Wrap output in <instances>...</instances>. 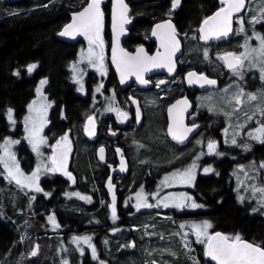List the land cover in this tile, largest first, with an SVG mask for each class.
Segmentation results:
<instances>
[{
  "label": "flooded vegetation",
  "instance_id": "1",
  "mask_svg": "<svg viewBox=\"0 0 264 264\" xmlns=\"http://www.w3.org/2000/svg\"><path fill=\"white\" fill-rule=\"evenodd\" d=\"M100 1L102 7L108 6V8H103L104 19L100 34L103 47L102 49L98 48L95 44L92 47L97 53L102 52L103 67L100 69L97 67L98 71L89 68V66L93 67L94 61H97L95 57L92 64L86 58L82 59V54H86L89 49V41L86 38L78 39L74 43L61 41L73 47V55L70 60L60 66L64 76V85L71 91L73 101L77 102L72 107L73 109L67 110L66 98L61 101L54 97L51 87L54 82L50 76L34 79L38 65L35 64L36 68L31 73L27 69L34 63H27L13 71L15 78L33 81L34 95L39 88L38 94L42 92L46 97V107L37 106L46 116V127L41 128L45 140L43 149L46 151V155L43 158L33 155L32 160L30 159L31 168H41L44 176L40 180L42 190L37 193L36 202L28 201L30 222L35 224L34 222H38V220H41L40 223L46 220L50 223L49 217L54 216L55 222L64 227L59 219L60 213H62L58 211L59 208H48L56 206L59 202L68 204L78 208L77 214L96 215L94 218L96 228L93 227L91 230L88 227L82 228L77 222L70 221L69 226L72 228H61L59 233L66 234L68 231H70L68 235L87 233L95 240L105 234L111 235V240H115V235L124 236V245L130 253L137 252L138 247L143 244L142 230L136 225L148 219L170 218L169 228L174 231L176 244L177 238L193 240L196 235L192 225L204 221L209 222L212 226L208 229L209 235L218 232L207 217L205 205L194 199V193L199 192L196 183L199 178L214 177L218 172L215 167L217 159L222 157V153L227 152L224 145L227 126L226 115L223 111L225 89L228 85L235 83L237 80L235 76H238L240 77L238 80L247 82V90L258 92L260 88L264 89V79H261L255 69L248 72H242L244 67L237 69L238 73H243L242 76L235 75L232 69H227L221 57L225 53L232 52L226 47L228 41L211 44L202 42L198 29L203 20L194 29L195 39H198L202 48L198 55L200 56L202 52L209 53V58L214 64L208 63L203 68L193 65L188 57L191 50L189 51V46L185 41L187 34L184 33L188 31H179L174 22L182 0L175 9H172L171 0L168 4L169 13L166 18L158 22L170 19L175 25L176 35L182 45V53L176 61L174 73L147 75L143 77L147 83H141L135 73H125L126 78L122 83L109 57L111 48L110 4L108 0ZM203 1H211V3H206L203 7ZM225 4L220 0H201L197 4V8L200 14L210 13L211 15L224 8ZM262 10H264V0H245L243 11L235 14L233 18L234 33L243 27L248 36H251V32L256 31H260L264 36V12ZM134 13L135 10L131 9L132 27L137 19ZM252 13H256L255 19L253 18L249 23L248 15ZM70 19L71 14H69L68 22ZM158 22L153 23L144 36L140 37L144 38L143 40L128 43L131 27L123 48L129 53H133L140 46L144 48L147 55L153 56L157 51V43L152 39L151 30ZM191 71H196L214 80L215 87L201 89L193 84L188 85L186 76ZM41 81H46V83L41 85ZM160 81H164V83L161 84ZM255 81H259L260 84L256 85ZM158 84L159 86H157ZM81 86L82 90H79ZM211 92H216L217 95L213 97L210 95ZM262 95L264 96V94ZM179 100H186L189 105L183 123L184 110L181 111V109H184V104H180V107L177 106L173 110V105ZM216 100L218 102H215ZM255 104H259L258 99L255 100ZM170 108L172 109L171 113L169 112ZM120 112L126 113V118L121 117ZM247 113L248 111L242 112L236 117V120L242 121L243 124L247 120L245 118ZM31 115L36 118L40 114L33 111ZM90 116L93 118L92 123H89L88 120ZM171 118L175 122L173 129L177 135H180L184 129H192L187 132L183 141L169 137L168 125ZM259 122L264 123V119H260ZM259 122L257 120L255 123ZM87 131L92 133L91 139H89ZM256 132L257 135H260L258 131ZM64 137H67L66 141L63 139ZM58 141H60V145L57 147V154L65 153L64 167L61 170H51L46 173L47 166H50L51 169L54 167L52 157ZM210 141L216 145L213 152L208 149ZM23 143L26 144V142ZM259 147V145L253 146L250 152L240 155L254 154ZM101 149H103V153H101ZM256 155L259 157L258 159L264 160V154L256 153ZM189 162H194V165H189ZM122 168L123 170H121ZM212 168L213 171H211ZM188 169H191V177L194 176L192 183L186 185V177H184V184L177 186L178 180L175 183L174 178L177 179L178 176H181L180 173H184ZM205 169L210 170L206 172ZM28 184H32L30 180ZM110 184L111 189L109 188ZM185 189L187 192L162 196L169 192H180ZM27 191L33 190L28 189ZM44 192L46 194L48 192V194L45 195ZM176 195L178 196L176 197ZM152 196L157 197L156 205L151 204ZM239 200L242 206V200ZM142 204L151 205V207L139 206ZM165 204L168 206L165 207ZM192 204L199 207L193 208ZM113 206L115 207V218L113 217ZM88 208L92 209L88 211ZM251 208L255 215L264 217L255 211L253 206ZM99 212H102V219L98 216ZM44 215L46 217L43 219ZM101 221L102 225L99 226L98 223ZM115 228L117 233L114 231ZM180 230L187 235L179 237Z\"/></svg>",
  "mask_w": 264,
  "mask_h": 264
},
{
  "label": "trees",
  "instance_id": "2",
  "mask_svg": "<svg viewBox=\"0 0 264 264\" xmlns=\"http://www.w3.org/2000/svg\"><path fill=\"white\" fill-rule=\"evenodd\" d=\"M170 1H130L129 5L132 11L135 10L134 14L137 19L130 30L131 34L127 42L143 40L144 38L141 39L140 37L144 36L153 23L166 18L169 13L168 4ZM200 1L182 0L181 7L176 14L174 22L179 31H188L184 33L187 34V38L190 36L195 38L194 29L200 21L210 15V13H199L197 4ZM86 3L87 0H0V139L9 133L13 135L12 131H7L8 124L3 117V113L7 109H11L18 120H21L27 104L34 97L33 81L25 78L18 79L13 76L14 69L23 67L27 63L38 65L34 79L50 76L54 82L51 86L54 97L61 101L66 98L67 110L76 105L77 102L73 101L71 91L64 85V76L60 68L61 64L67 63L72 57L73 47L61 42L57 34L68 22L69 14L78 11ZM206 3H211V1H203V7ZM103 8H108V6ZM189 41L194 42L193 40ZM187 45L189 51L195 53H188L189 58L192 59V62H190L193 65L203 68L208 63L214 64L209 58V53L205 56V53L202 52L199 56L200 49L195 44L188 43ZM260 89L263 93V89ZM261 93L248 90V95L253 94L259 97L263 96ZM258 105L260 106V104H254L251 108L258 107ZM14 131L15 136L24 137L19 122ZM227 150L230 153L232 149L228 148ZM263 150L264 147H259L254 154L238 155V159L243 163L258 159L256 153L262 155ZM18 158L21 161L22 159L25 161V158L26 160L32 158L24 143L19 150ZM224 158H226V161L222 162ZM232 164L233 162L229 160L228 156L218 159L215 164L218 170L214 176L216 179L214 177L199 178L196 183L199 192L194 193V199L205 205L207 217L216 231H220L224 236L229 237L239 234L243 240L254 244H264V217L257 216L252 212V204L240 205V200L233 191V182L229 174ZM0 199L4 205V197L0 196ZM25 205H27V201L19 199L8 202L7 205L0 208V264H20V262L21 264H63L65 258L71 259L68 260L70 264H77L74 260L76 253L69 249L67 244L62 243V236L54 234L58 238L52 239L54 235L51 236L41 232V226L30 222V219L25 215ZM60 207L63 208V212L60 213L59 219L64 226H67L66 228H72V226H69L70 221L77 222L82 228L88 227L90 230L93 227L96 228V221L94 220L96 215L84 216L77 214L78 208L71 205L59 202L56 206H51L48 209ZM90 209L92 208H88V211ZM101 213L99 212L98 216L102 219ZM19 216H22L24 221L19 222ZM98 224L101 226L102 221ZM167 224L170 226L169 222L165 223V225ZM156 228L159 230L158 224H156ZM20 230L23 231L24 245L19 242ZM169 230L174 235V231L170 228ZM172 233H170L171 237ZM66 234L64 237H67ZM194 237L193 240H180L177 238L175 247L177 261L174 264H209L203 250L205 239L202 248L195 242V240H198L197 236ZM203 238L202 236L199 239ZM172 239L174 241L175 237H172ZM97 240L99 241L100 238ZM35 243L38 244L39 253L36 257L31 258ZM61 244L63 248L66 247L67 253H64L65 250H59ZM24 246L26 253L22 255L21 252ZM115 246L117 247V245ZM101 250L102 248H100V252ZM118 252L120 264H129L127 259L131 257L134 260L133 258L137 257V252L130 253L129 251L119 250ZM104 256L103 258L107 260L105 254ZM87 259L89 260V256L84 260V264H91ZM92 261L100 264L98 260ZM136 264H139L138 260Z\"/></svg>",
  "mask_w": 264,
  "mask_h": 264
},
{
  "label": "rangeland",
  "instance_id": "3",
  "mask_svg": "<svg viewBox=\"0 0 264 264\" xmlns=\"http://www.w3.org/2000/svg\"><path fill=\"white\" fill-rule=\"evenodd\" d=\"M11 1V0H10ZM18 1V0H14ZM45 7V6H44ZM256 13H252L248 15V22L250 23L252 19L255 17ZM259 34L261 35L260 31L251 32V36ZM246 31H239L238 29L234 33L233 37L228 40L226 43L227 49L232 51L233 53L239 54L241 52H244L245 49L242 48L240 45H243L245 43V40H248V44L251 47L259 46V41L256 40L253 36L252 39H248L249 37ZM262 36V35H261ZM187 38V36H186ZM185 38V39H186ZM189 40H193L194 42H190ZM198 40V39H197ZM195 38H192V36L188 37L185 41L186 43H192L195 44V46L198 49H201V45L197 42ZM254 41V42H252ZM225 49V48H222ZM192 53V52H191ZM195 54V53H192ZM189 57V56H188ZM192 62V59L190 60ZM95 64L93 67H90L91 69H94L96 71L97 67L100 69L101 67L99 61H94ZM241 69V68H240ZM255 69L261 76V72L259 70V64L257 67H251L249 65V62L246 60L244 62V69L242 72H248ZM99 73V72H98ZM238 73V72H237ZM235 75H238L235 73ZM237 80L235 83L228 85L225 89V103L223 104V111L226 115V128H225V134H224V145L226 148L232 149L230 153H227L225 155V152L222 153V157H229V160H233L237 163L232 165L230 170V177L233 182V191L237 194V197L242 200L243 205L244 204H252L253 209L260 213L261 215H264V160L260 161H249L246 163L240 162L237 155L248 153L252 150L253 146L259 145L261 148L264 147V132H259L260 135H257V129L264 127V123L259 122V120L264 119V115H261L260 109H264V97L263 96H257L258 98V105L257 108L252 109L251 107L254 106L255 101H250L248 99V90L246 89V83L245 81L238 80V76H235ZM256 85H259V81H255ZM263 89V88H262ZM264 90V89H263ZM258 92L261 93V89L258 90ZM241 93H243L241 95ZM264 94V93H261ZM211 96L215 97L217 95L216 92H211ZM219 97V96H218ZM239 97L240 103H236V98ZM222 101V99H221ZM261 101V102H260ZM215 102H218L216 100ZM31 106V107H30ZM41 106L43 108L46 107V97L41 92L38 94V92H35L34 97L30 100V102L26 106L25 113L23 114L21 120H18V118L15 116V113L11 109H7L3 113V117L5 121L8 124L7 131L11 132L13 135L7 134L0 139V195L4 197V205H7L8 202H13L17 200H26L27 205H25V215L30 219L29 217V207H28V201H34L37 200V193H39L41 189V183L40 180L44 176V172L41 168L35 167L34 169L31 168V160H26L25 162L20 161L18 158L19 150L24 143V145L29 150L31 156H39V157H45L46 151H44V137H43V131H41V128L46 127V116L42 114V111L40 109ZM213 109V107H212ZM9 110H11L12 119L9 120L8 113ZM37 112L40 114L36 118L34 115H31L32 112ZM248 111L245 118H247L246 121H237L236 117L240 115L242 112ZM248 117H252L251 120L248 119ZM253 120V121H252ZM258 120V124L255 122ZM21 124V130H23L24 137L20 138L18 136H15V129L17 123ZM40 140H43V143H39L38 145V151H34L32 142L35 141L38 142ZM11 141L12 143H8ZM235 141V143H233ZM264 154V150L261 152ZM10 157H15V165L19 166V169L22 173H24L25 177H31L33 172L37 173V176L35 180L29 179L30 182L34 185L33 187H26L23 185H28L29 180H25L23 177H20L22 180V184H17L15 180L11 179L8 176V171L5 169V164L7 163L10 168H13V171L15 170L14 164L12 159ZM221 157V158H222ZM218 160V159H217ZM226 161V158L222 160ZM189 165L193 166L194 162H189ZM51 167L47 166L46 173H48ZM213 171V168L211 169ZM192 175V174H191ZM194 177V176H193ZM193 177L191 179L186 178V185H190L193 181ZM184 177L178 176L174 178V182L178 183L177 186L180 184H184L183 179ZM17 184V185H16ZM36 187L40 188V191H36ZM184 188H190L187 186H179ZM28 189H31L33 191H27ZM182 190L180 192H169L162 196H168L173 195L175 193H181V192H187V190ZM46 195V192H44ZM48 194V192H47ZM178 195H176L177 197ZM156 196H152L153 202L151 204L156 205ZM59 212H63V208L58 209ZM46 217V215L43 216V219ZM54 217V216H53ZM154 217V216H153ZM22 216L18 217L19 222L24 221L22 219ZM42 219V220H43ZM55 220V219H54ZM170 218L168 219H161V220H146L142 221L136 226L142 230V242L143 244L138 247L137 251V257H134L132 260L131 257L127 259L129 264H136L137 260L139 261V264H174L176 259V243L173 241L172 237H174L173 233L169 230V224L165 225V223L170 222ZM41 220H38V222H34L37 226H41L40 231L43 233H46L48 235L53 236L54 234L62 236V243L68 244L71 246L70 249H74L76 258V262L78 264H81L86 259L87 252L89 254V257L92 260H98L100 264H120L119 263V251H128V248L124 245V236H117L115 235V240H111V235H103L100 237V240L98 242H93V239H89L88 243H85L82 239L78 241H73V237H88L91 238L89 234L83 233V234H71L67 235V237H64L65 234H61V228L65 229L67 226H61L57 222L53 223L52 221L46 222L44 220L43 223H40ZM155 223H157L160 226V230H158L155 227ZM178 224H181V222H178ZM163 226V227H162ZM16 229V228H15ZM17 230V229H16ZM114 231L117 233L116 228ZM170 233H172V237L170 236ZM187 234L183 231H179L178 236L179 237H185ZM58 238L55 235L52 237V239ZM195 238V237H194ZM205 237L201 239V241H204ZM19 242L24 245V238H23V231L20 230V236H19ZM196 243H198L199 246H202L203 248V242H198V240H195ZM61 243V242H60ZM117 244V247L115 246ZM99 246L102 248L100 251H95V258L93 257V248L95 249L96 246ZM65 246V245H64ZM61 247V248H60ZM59 247V250H65L64 253H67L66 247L63 248L62 244ZM204 250V249H203ZM26 248L24 246V249L22 250L21 254L25 255ZM39 253V248H38ZM104 254L108 258L107 260L103 257ZM131 256V255H129ZM32 258V257H31ZM89 258V261L94 264H96L94 261H92ZM136 259V260H135ZM65 260V261H64ZM63 260V264H70L68 260L71 259L65 258ZM21 264V262H20Z\"/></svg>",
  "mask_w": 264,
  "mask_h": 264
},
{
  "label": "snow or ice",
  "instance_id": "4",
  "mask_svg": "<svg viewBox=\"0 0 264 264\" xmlns=\"http://www.w3.org/2000/svg\"><path fill=\"white\" fill-rule=\"evenodd\" d=\"M120 5V20H119V29L123 31V25L128 23V19L126 17L127 6L123 4V0H117ZM180 3V0H172V8H175ZM245 6V0H228L227 6L221 8L213 17L207 18L203 21V24L200 28L201 36L200 39L208 40V39H221L222 37H227L229 32L232 31V13L240 11ZM264 12V10H262ZM103 17L104 14L100 9V0H90L87 7L83 9L82 12L75 14L73 16V20L71 24L65 26V29L59 33L61 36H74L75 34H82L89 41V49L86 54H82V59L86 58L90 64L93 63V58L100 62V67H103V55L101 53H97L94 51L92 45L95 44L96 47H103V40L101 38V31L103 27ZM255 19V18H254ZM116 17L114 15V30L117 27ZM159 29H168L167 32L158 36ZM239 31H244L243 27L239 29ZM152 35L158 36L161 38V46L165 48L164 53H157L156 56H148L144 53L143 49H137L136 56H130L128 53H124L121 49L122 56L120 59H117L116 56V47L113 48V62L116 63L117 69L121 71V82L123 83L125 73H135L137 75V79L140 80L141 83H147L146 80L142 77V72L147 69L150 65L151 67H167L168 71L171 72L174 69V64L172 62V56L176 51L179 50V41L176 39V31L171 23L165 24H157L153 29ZM253 37H249L248 39H252ZM254 38L259 41L258 47H251L248 44V40H245L243 45L240 47L244 48L245 51L239 54L228 52L221 59H224L226 65L233 70L234 73L238 75H243V73H237V69L244 67V62L247 60L251 67H257L259 64V70L261 72V79H264V36L259 34H255ZM119 37H116V41L118 43ZM205 56H207V52H205ZM36 68L35 64L28 66V72L31 73L33 69ZM195 73H188L189 83H196L199 81H203L206 84H215L214 80H208L205 77H197L195 80L192 79L195 77ZM79 83V81H77ZM46 83V81H41V85ZM160 83H164V81H160ZM159 86V84L157 85ZM82 90V86L81 89ZM39 91V88L37 89ZM99 91V89H97ZM243 93H241L242 95ZM248 99L250 101L257 100V96L253 94H249ZM241 101L239 97L236 98V103L239 104ZM184 104L187 105V101H177V105ZM177 105H173L175 108ZM31 107V106H30ZM111 110V109H109ZM184 109H181L183 111ZM212 110L211 108L209 109ZM172 109H169L171 113ZM261 115H264V109H260ZM119 115L121 117L126 118L127 114L120 112ZM9 120L12 119L11 110L8 113ZM249 120L252 117H248ZM89 123H92L93 118L88 117ZM192 129H184V131L177 135L173 132L172 126H169V132L173 135V139H177L183 141L185 139L187 132ZM259 132H264V127L257 129ZM92 134L91 132L89 133ZM65 141L67 137L63 138ZM33 143V150L38 151L39 143H43V140L38 142L30 141ZM8 143H12L9 141ZM235 143V141H233ZM60 145V141L57 142V146L54 147V155L52 157L53 168L50 170L58 171L64 167V152H60L57 154V147ZM216 145L214 142L208 143V149L210 152L215 151ZM101 153H103V149H101ZM102 158V157H101ZM12 159L15 170L10 168L8 164H5V169L8 171V176L15 180L17 184H22V180L20 177H23L25 180L32 179L35 180L37 173L33 172L31 177H25L24 173H22L19 169L18 165H15V157H10ZM123 163V162H122ZM264 167V165H262ZM123 170V168L121 169ZM210 169H205V171H209ZM67 174V173H66ZM69 178L71 179L70 174ZM182 177H186L191 179V169L185 170L184 173H180ZM27 187H33V184L23 185ZM111 189V184L109 185ZM36 191H40L39 187H36ZM264 191V190H262ZM47 195V194H46ZM138 197L140 194H137ZM83 198V197H82ZM115 200V197H113ZM139 206L151 207V205L142 204ZM168 205L165 204V207ZM193 208L199 207L196 204L191 205ZM180 207V205H177ZM113 217L115 218V207L113 206ZM49 220L55 223L53 217H49ZM211 224L207 221H204L200 224L192 225L193 232L198 238V242L201 241L200 237H206L205 242V255L210 257L211 260L215 261L216 264H264V244H254L250 242L244 241L239 234H236L232 237L224 236L221 233L217 232L215 235H209L208 229L211 228ZM83 240L85 243L89 242L88 237H73V241ZM32 256L37 255V250L33 249ZM93 257L95 258V249L93 248Z\"/></svg>",
  "mask_w": 264,
  "mask_h": 264
},
{
  "label": "water",
  "instance_id": "5",
  "mask_svg": "<svg viewBox=\"0 0 264 264\" xmlns=\"http://www.w3.org/2000/svg\"><path fill=\"white\" fill-rule=\"evenodd\" d=\"M108 1H109V4H110L109 30H110V34H111V48H110V56H109V57H110V60H111V64L113 65V67H114V69H115V72H116V74H117L119 80H121V71L117 69V65H116V63L113 62V48L116 47V56H117V59H120L121 56H122V53H121V51H120L121 49L123 50L124 53H128L130 56H136V55H137V49H141V48H142L143 51H144V48H143V47H140V46H139V48H137L133 53H129L128 51H126V50L123 48L124 41H125L126 37L128 36V31H129L130 28L132 27V20H131V18H130V15H131V7H130V5H129V2H130V1H131V2H135V1H138V0H123V4L127 6L126 17H127V19H128V23H126V24L123 25V31H122V32H121L120 29H119V20H120V12H121L120 5H119V3L117 2V0H108ZM220 1L226 3V4H225V7L227 6V2H228V0H220ZM89 2H90V0L87 2V4H85V5H84L82 8H80L78 11H76V12H72V13H71V19H70V21H69L66 25L71 24V23H72V20H73V16H74L75 14H78L79 12H82L83 9H84L85 7H87V5H88ZM179 5H180V3H179L176 7H178ZM176 7H175V8H176ZM175 8H172V9H175ZM100 9H101V11L103 12V7H102V4H101V1H100ZM243 9H244V7H243L240 11H238V12H233V13H232V17H231V20H232V24H231L232 31L229 32V35H228L227 37H222L221 39H208V40H203V39H201L202 42H204L205 44H211V43H223V42H225V41H228V40L232 37V35H233V33H234V22H233L234 15H235V14H238V13H241V12L243 11ZM218 11H220V10H218ZM218 11H216V12L212 13L211 15L207 16L205 19L210 18V17H213ZM103 14H104V13H103ZM114 15H115V17H116V21H115V22H116V24H117V27H116L115 30H114V27H113V25H114ZM103 19H104V17H103ZM205 19H204V20H205ZM204 20H203V21H204ZM165 23H171V24L173 25V27L175 28L174 23H173L170 19H166V20H163V21H161V22L156 23V24L152 27L151 35H152V32H153V29L156 27L157 24H165ZM202 24H203V22L201 23V25H200V27H199V29H198L199 37L201 36L200 28H201ZM66 25H64L63 28H62V29L58 32V34H57V37H58V39H59L60 41H65V42H69V43H74V42L77 41L78 39H83V38H85V36L82 35V34H75L74 36H61V35H59V33L62 32V31L65 29V26H66ZM157 31H158V36H160L161 34L167 32L168 29H159V30H157ZM117 36L119 37V39H118V43H117V41H116V37H117ZM158 36H154V35H152V39L157 43V51L155 52V54H154L153 56H156L157 53H161V54H162V53L165 52V48L161 46V38H158ZM176 39L179 41V50L176 51L175 54L172 56V62H173V64H174V69H173V71L169 72L167 67H151V66L149 65V66L147 67V69L144 70V71L142 72V77H145V76H147V75H148V76H153V75H156V74H165V73L173 74V73H174V71H175V69H176V61H177V59L180 57V55H181V53H182V45H181L180 39L178 38L177 35H176ZM144 53H145V51H144ZM145 54H146V53H145ZM225 54H226V53H225ZM225 54H223L222 57H223ZM148 56H149V55H148ZM222 61H223L224 65H225V67H226L227 69L231 70V69L226 65L224 59H222ZM191 72L196 74V76L192 78V79H194V80H195L197 77H201V76L207 78L208 80H211V79H209L208 77H206V76H204V75H202V74L197 73L196 71H191ZM189 73H190V72H189ZM125 78H126V77H125V75H124V79H125ZM124 79H123V80H124ZM186 83H187L188 85L193 84V85H195V86H197L198 88H201V89H204V88H207V87H215V85H216V84H206V83H204L202 80L199 81V82L191 83V84H190V83H189V77H188V74H187V76H186ZM179 101H185V100H179ZM174 105H177V102H176ZM177 106L180 107V105H177ZM177 106H176L175 108H173V110L176 109ZM188 109H189V105H188V102H187V105H184V111H183L182 123H183V121L185 120L184 116H185V114H186V112H187ZM174 124H175V122H174V120L171 118V120L169 121V125H168V135H169V137H173V135L170 134V132H169V126L171 125V126H172V129H173ZM173 132H174V129H173ZM86 133H87V135L90 137V134H89L90 131H87ZM89 139H91V137H90ZM218 232H219V231H218ZM215 233H217V232H215ZM215 233H213V234H211V235H215ZM219 233H221V232H219ZM221 234L224 235L223 233H221ZM244 241H246V242H250V241H247V240H244ZM250 243H251V242H250ZM33 249H36V250H37V254H38V244H37V243H35ZM32 251H33V250H32ZM36 256H37V255H35V256H32V255H31L32 258H34V257H36ZM206 257H207V256H206ZM207 260H208V262H209L210 264H216V262L213 261V260H211L210 257H207Z\"/></svg>",
  "mask_w": 264,
  "mask_h": 264
},
{
  "label": "crops",
  "instance_id": "6",
  "mask_svg": "<svg viewBox=\"0 0 264 264\" xmlns=\"http://www.w3.org/2000/svg\"><path fill=\"white\" fill-rule=\"evenodd\" d=\"M1 206H4L3 205V202L1 201V199H0V208H1ZM78 235H80V234H78ZM90 239H93V238H90ZM95 241L96 242H98V240H95V239H93V242L95 243ZM67 244V243H66ZM68 245V244H67ZM69 246V249L71 248V246L70 245H68ZM73 251H74V249H72ZM95 251H100V247L97 245L96 246V248H95ZM75 252V251H74ZM85 254L87 255V256H89V254L87 253V252H85ZM86 256V257H87ZM90 258V257H89ZM91 259V258H90ZM88 260V259H87ZM92 260V259H91ZM76 261V260H75ZM89 261V260H88ZM77 263V262H76ZM78 264V263H77ZM81 264H84V261L81 263Z\"/></svg>",
  "mask_w": 264,
  "mask_h": 264
},
{
  "label": "bare ground",
  "instance_id": "7",
  "mask_svg": "<svg viewBox=\"0 0 264 264\" xmlns=\"http://www.w3.org/2000/svg\"><path fill=\"white\" fill-rule=\"evenodd\" d=\"M20 161H21V159H20ZM25 162V161H24ZM1 196V195H0Z\"/></svg>",
  "mask_w": 264,
  "mask_h": 264
}]
</instances>
